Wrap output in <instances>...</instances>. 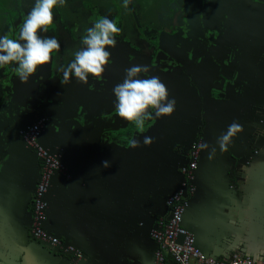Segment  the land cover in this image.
I'll use <instances>...</instances> for the list:
<instances>
[{
	"label": "crops",
	"instance_id": "1",
	"mask_svg": "<svg viewBox=\"0 0 264 264\" xmlns=\"http://www.w3.org/2000/svg\"><path fill=\"white\" fill-rule=\"evenodd\" d=\"M257 1L245 19L238 15L239 23L229 24L216 40L220 59L198 58L201 53L194 60L180 59V76L165 79L169 98L176 101L173 113L130 127L137 131L131 145V136L97 142L90 116L60 121L47 110L17 126L0 120V144L6 146V167L0 171V264L67 263L28 235L41 164L15 127L27 129L44 118L38 144L66 175L57 169L51 173L42 226L79 250L80 264H156L150 232L158 218L166 217V199L180 187V169L197 130L202 147L183 228L205 255L225 260L240 254L264 262V0ZM222 50L228 51L227 64ZM221 72L230 78L223 98L211 88ZM234 122L241 130L221 148L218 138Z\"/></svg>",
	"mask_w": 264,
	"mask_h": 264
},
{
	"label": "flooded vegetation",
	"instance_id": "2",
	"mask_svg": "<svg viewBox=\"0 0 264 264\" xmlns=\"http://www.w3.org/2000/svg\"><path fill=\"white\" fill-rule=\"evenodd\" d=\"M252 4H258V1L66 0L65 3L57 6L55 23L50 27L49 32L45 33L49 36L55 35L61 43V48L53 53L49 64L41 66V70L28 82L19 79L13 67L15 62L0 66V118L15 126L19 122H32L36 117L47 112V105L51 107L56 101L64 100L65 97L59 94L63 89L61 68L75 58V53L83 47L82 37L87 34V29L102 16L114 19L122 29L117 36L116 46L109 47L111 55L109 64L103 72L105 74L115 61L127 57L128 54L131 57L138 52L155 54L154 48L159 37L167 41L174 52L179 45L200 43L206 45L209 41L216 42L220 36L226 35L229 24L239 23L238 15L245 19ZM30 7L31 0H0V34H8L19 39V29ZM216 9L218 13L223 11L225 15L216 22L212 19L206 21L209 12ZM218 16L215 15L216 18ZM203 25L210 28V34H206ZM130 64L133 65L135 62ZM44 85L48 91L42 96ZM31 112L32 115L28 117ZM16 115H20L19 121L14 120ZM44 122L45 118L40 123V136ZM261 125L264 128L263 122ZM21 130L23 129L15 127V134L18 136ZM18 138L21 139L19 136ZM257 153L258 151L255 150L254 154ZM189 154L190 152L185 163L189 160ZM63 257L67 261L69 256Z\"/></svg>",
	"mask_w": 264,
	"mask_h": 264
},
{
	"label": "clouds",
	"instance_id": "3",
	"mask_svg": "<svg viewBox=\"0 0 264 264\" xmlns=\"http://www.w3.org/2000/svg\"><path fill=\"white\" fill-rule=\"evenodd\" d=\"M65 2L66 0H31V7L19 29V39L0 34V66L15 62L13 67L19 79L28 82L41 70V66L48 65L53 53L61 48V43L55 35L45 33L55 23L57 6ZM121 31L117 22L108 16L96 19L82 37L83 47L75 53L73 60L62 66L64 81L68 82L74 76L86 83L90 75L100 76L109 64V47L116 46L117 36ZM147 71V65L133 64L125 70L123 81L112 89L119 115L141 128L144 127L146 118L171 115L176 104L174 98H169L168 90L158 76H141L142 72ZM240 130L238 123L231 124L218 138L221 148L226 149L228 142ZM145 142H148L147 138ZM102 164L105 168L110 167L108 160H104Z\"/></svg>",
	"mask_w": 264,
	"mask_h": 264
},
{
	"label": "water",
	"instance_id": "4",
	"mask_svg": "<svg viewBox=\"0 0 264 264\" xmlns=\"http://www.w3.org/2000/svg\"><path fill=\"white\" fill-rule=\"evenodd\" d=\"M221 12L222 13L220 12L218 13V9L210 11L208 14L209 17L206 18L207 19L206 21H211L210 19H212V21L216 22L221 16L225 15L223 11ZM215 15H219L218 18H216ZM202 28L207 35L211 33V30L208 26L203 25ZM177 48L180 50L177 49L174 52L172 50V46H169L167 44V41H163L159 37L157 46L154 48L156 51L155 54L150 55L147 53L138 52V54L136 53L133 55L134 57H131L128 54L126 55L127 57L122 59L119 58L120 60L115 61V63L111 65V67L109 68L108 71H106L105 74L102 73L100 76L90 75L89 80L86 83L80 82L74 76L71 77L68 80V82H65L63 77L62 79L63 89L60 91L59 94L65 97V99L56 101L54 104L51 105V107L47 105L48 107L47 110H49V114H52L56 120H60V121L66 120L68 115H74V116L77 115L79 119L75 118L76 120H78V121L75 120V122H79L80 120L82 119L84 120L85 118L90 116V120H88L90 121V125H91L90 132L93 133L96 141L99 143L103 141H107L110 143L112 138L118 135L120 137L122 136L123 138L127 136L129 137L131 136L130 137L131 140L129 142L130 144L132 143V139L135 132H137L135 131V129L134 131L131 132L130 127L134 128L137 126L133 122L127 121L119 115V112L115 107V96L112 91L113 87L116 84L123 81L125 77V70L132 66L130 63L133 64V62H135V64L147 65L148 71L142 72L141 76L144 77L158 76L160 80L165 84V79L167 74L168 76H172V75L180 76V72H179L180 70L178 69L182 66L180 62V58H184V59L188 58L194 60L193 56L195 54L201 53L202 54L201 56L198 54V58L215 56V60H217L218 58L220 59L219 55H217L220 52V47L216 42L209 41V43L206 45H202V43L198 45H188V46L179 45ZM221 48H223V46ZM199 50H201V52H199ZM227 56H228V51L225 52L224 50H222L221 60L222 62H225L224 60H226V62L223 64L228 63ZM234 62L237 61L234 59L233 63ZM228 72L230 74V70H228ZM229 80L230 78L227 75V73L221 72V79L212 82L215 84V86L212 85L211 88L219 91L220 93L219 98H223V95L226 93ZM47 91L48 89L44 85V91L42 93V96H44L47 93ZM32 112L28 115V117L32 115ZM97 114L98 116H96ZM151 118L155 120L154 117H149L146 118L145 123L148 124ZM92 119L95 120V123ZM118 119L123 120L122 122L123 124L121 127H119V125L118 126L115 125ZM198 132L199 130H197V133ZM193 139L194 136L191 140V143ZM8 147H14L12 148V150L15 151L18 148L16 147L15 144H13L12 141H8ZM5 149L6 146L0 144L1 172H3L6 167V163L2 162L3 156L5 155L4 152ZM37 160L40 161L39 158H37ZM194 180H195V174L193 175V180H192V185L195 187ZM180 183H181V177H180ZM188 206H189V202H188Z\"/></svg>",
	"mask_w": 264,
	"mask_h": 264
},
{
	"label": "built area",
	"instance_id": "5",
	"mask_svg": "<svg viewBox=\"0 0 264 264\" xmlns=\"http://www.w3.org/2000/svg\"><path fill=\"white\" fill-rule=\"evenodd\" d=\"M262 122L264 123V118ZM40 123L23 129L18 134L24 143L35 149L41 164L32 201L28 235L35 242L44 245L56 254L69 256L66 264H80L82 253L47 233L42 226L46 207L44 198L51 173L54 169L60 170L64 175L66 172L38 144ZM201 143V135L198 132L190 145L189 160L180 169V187L176 193L166 199L167 215L158 218L155 228L150 232L156 245L155 263L163 264L165 258L169 257L174 264H264V262H256L240 254L230 255L225 260L205 255L196 247L194 237L183 228V215L195 190L192 180L199 159Z\"/></svg>",
	"mask_w": 264,
	"mask_h": 264
},
{
	"label": "trees",
	"instance_id": "6",
	"mask_svg": "<svg viewBox=\"0 0 264 264\" xmlns=\"http://www.w3.org/2000/svg\"><path fill=\"white\" fill-rule=\"evenodd\" d=\"M163 264H174V263L169 257H167V258H165Z\"/></svg>",
	"mask_w": 264,
	"mask_h": 264
},
{
	"label": "bare ground",
	"instance_id": "7",
	"mask_svg": "<svg viewBox=\"0 0 264 264\" xmlns=\"http://www.w3.org/2000/svg\"><path fill=\"white\" fill-rule=\"evenodd\" d=\"M33 200V199H32Z\"/></svg>",
	"mask_w": 264,
	"mask_h": 264
}]
</instances>
